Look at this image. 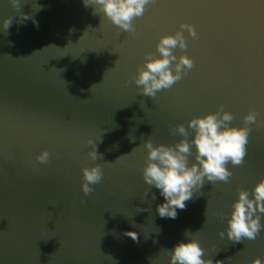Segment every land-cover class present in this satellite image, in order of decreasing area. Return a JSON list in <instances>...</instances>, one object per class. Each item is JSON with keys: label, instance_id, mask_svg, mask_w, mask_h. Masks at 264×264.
<instances>
[{"label": "water", "instance_id": "1", "mask_svg": "<svg viewBox=\"0 0 264 264\" xmlns=\"http://www.w3.org/2000/svg\"><path fill=\"white\" fill-rule=\"evenodd\" d=\"M181 22L199 38L185 31L188 48L175 54L186 52L194 68L154 99L125 85ZM134 24V35L122 32L83 0H21L19 10L0 0V264H169L161 250L186 230L200 231L205 259H264V230L233 243L219 237L227 222L217 216L230 213L238 188L264 177V128L252 126L246 163L229 165L230 183L205 182L176 219L157 214L164 198L141 171L145 140L174 145L181 137L169 128L220 104L234 126L253 108L264 122V0H157ZM89 137H101L103 159L88 158ZM45 149L47 165L35 159ZM94 164L104 177L85 196L81 169Z\"/></svg>", "mask_w": 264, "mask_h": 264}, {"label": "clouds", "instance_id": "2", "mask_svg": "<svg viewBox=\"0 0 264 264\" xmlns=\"http://www.w3.org/2000/svg\"><path fill=\"white\" fill-rule=\"evenodd\" d=\"M8 2L14 9L19 10L21 7V0ZM83 3L85 7L93 8V14L102 13L103 17L119 30L134 35L137 31L134 21L143 18L149 6L155 5L157 0H83ZM21 18L22 20L31 18L38 26L34 17L21 13ZM12 22V17L3 20L6 34ZM185 31L193 40L199 38L192 24L181 22L174 34L160 36L155 45V53L144 54L143 64L124 82L125 85L135 84L138 94L154 99L158 92L171 89L181 81L195 66L193 59L186 52L179 56L175 54L176 49L188 48ZM258 115L254 108L250 109L242 118L243 126H234L231 123L234 119L233 114L220 104L215 111L193 116L188 120L187 127L183 123H178L169 128L170 134L181 137L174 145L162 143L154 145L151 139L144 141L143 148L147 155L141 170L142 178L150 189L152 187L158 189L164 198V202L156 206L157 214L161 218L176 219L177 210H185L186 202L193 198L194 193L199 192L205 182L211 183L213 187L218 182L230 183L233 172L229 165L242 167L246 163L252 126L255 125L257 130L264 128V122L258 121ZM98 141H101V137L97 140L89 137L86 140V145L90 146L87 155L91 161L103 159V155L97 151ZM51 157L52 153L45 149L35 159L40 164L47 165ZM190 157H194L191 163ZM81 171V191L88 196L94 191L92 186L102 181L104 169L100 164H94L82 167ZM81 203L85 201L82 200ZM138 210L140 212L148 209ZM262 215L264 177H261L251 190L237 189V199L233 201L230 213H217L221 220L226 219L227 222L226 229L220 231L218 235L221 239L226 236L233 243H240L243 240L255 241L264 230V224L261 223ZM199 233L200 231L193 233L186 230L185 239L179 240L171 249L161 250L169 257V264H219L210 258L205 259L206 250L196 238ZM124 234L138 242L136 232L126 231ZM251 264H264V259L256 257Z\"/></svg>", "mask_w": 264, "mask_h": 264}]
</instances>
